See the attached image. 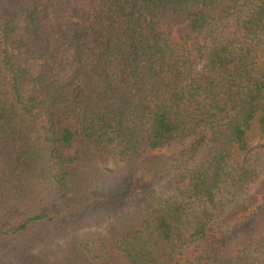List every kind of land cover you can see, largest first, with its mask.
Returning <instances> with one entry per match:
<instances>
[{"label":"trees","instance_id":"obj_1","mask_svg":"<svg viewBox=\"0 0 264 264\" xmlns=\"http://www.w3.org/2000/svg\"><path fill=\"white\" fill-rule=\"evenodd\" d=\"M0 264H264V0H0Z\"/></svg>","mask_w":264,"mask_h":264},{"label":"rangeland","instance_id":"obj_2","mask_svg":"<svg viewBox=\"0 0 264 264\" xmlns=\"http://www.w3.org/2000/svg\"><path fill=\"white\" fill-rule=\"evenodd\" d=\"M167 25L169 26V28H170L172 34L174 35L175 39L179 42H183L184 41V30L188 28L187 23L185 21H183L182 19L177 18V19H175V21L167 22ZM55 125H56L57 129H59V130L62 127H68L74 131L73 124L65 121L62 118L61 111L59 108H56V111H55ZM162 151H166V150H162ZM70 153H71V155L78 157V155H79V138L78 137H75V139L73 140V147H72ZM82 233H83V231H80L79 233L72 236V238L77 239ZM42 249L43 248L41 246L37 247L34 252L40 251ZM44 249H46V247H44Z\"/></svg>","mask_w":264,"mask_h":264}]
</instances>
